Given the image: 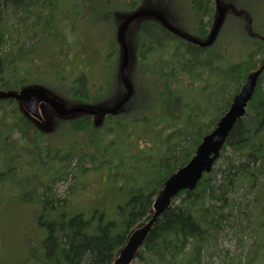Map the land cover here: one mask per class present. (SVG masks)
<instances>
[{
    "label": "trees",
    "instance_id": "trees-1",
    "mask_svg": "<svg viewBox=\"0 0 264 264\" xmlns=\"http://www.w3.org/2000/svg\"><path fill=\"white\" fill-rule=\"evenodd\" d=\"M183 1L210 17L195 31L205 40L213 0H0V91L36 86L69 107L109 108L126 93L119 74L122 49L107 55L119 61V94L109 105L108 86L88 87L87 68L79 61L87 41L76 38L77 19L106 5L118 25L138 8H153L182 29L170 15ZM221 34L200 47L153 17L137 19L126 36L133 95L101 125L93 115L70 120L48 107L45 128L28 119L16 100L0 98V198L9 201L0 202V222H13L26 240L35 236L28 244L31 260L23 264H113L130 233L152 217L165 180L194 156L247 74L260 66L252 57L261 49L249 47L250 39L243 41L246 50L237 51L230 41L222 43ZM170 35L176 40H167ZM14 131L22 137L16 140ZM70 175L72 191L61 198L53 188ZM85 191L93 194L91 202L77 200ZM100 195H111V202ZM29 212L35 234L22 231ZM251 234L246 254L220 249L230 236L244 244ZM216 256L226 264H264V71L212 172L173 199L136 258L142 264H209Z\"/></svg>",
    "mask_w": 264,
    "mask_h": 264
},
{
    "label": "rangeland",
    "instance_id": "rangeland-1",
    "mask_svg": "<svg viewBox=\"0 0 264 264\" xmlns=\"http://www.w3.org/2000/svg\"><path fill=\"white\" fill-rule=\"evenodd\" d=\"M222 3L224 5H235L234 10L231 13H227L226 18L223 22V27L220 32L222 33L220 38L222 43L226 44V42L230 41L232 44V48L237 51L247 49V47L243 44V41H247V39H250L249 47H252L253 45H255V47L258 46L256 45L258 42L255 43V40H253L255 38V35L248 31V29L257 34L262 32L261 34L264 35V0H222ZM214 4L215 2L213 0V5ZM110 6L111 5H109V7ZM174 11L175 13H171L170 15L172 20L176 24L180 25L184 32L196 38L197 36L195 34V31H197V28L200 26V24L202 22H204L205 24L209 23L210 20V17L205 15L203 12L191 8L187 1H183V6L181 7L177 4V6H175L174 8ZM77 22L80 27L77 28L76 38H79V36L83 38L85 36L86 39L84 40L87 41L84 47L85 52L83 58L81 59L79 56V61L81 62V67L87 68L86 71L88 73V87H91V90H94L105 85L108 86L109 94L106 97V103L109 102V105L113 104V99L118 96L120 89L116 80L119 61L118 55H115L112 58L109 57V59L107 55H114V49H112L113 47L116 48L118 54L120 46L118 47L117 41L119 40L118 33L121 22L119 21V24L117 25L116 22L107 15L106 5H104L103 9L97 13H87L85 19H83L81 16V18L77 19ZM135 22H137V20L133 21L132 24L128 26L125 34V39H127L126 36L129 33V28L133 27V25H135ZM212 23L207 26L206 33L209 32L210 28L212 30ZM136 30L137 28L133 29L131 32L134 55L137 50L135 41V32H137ZM249 35L251 36V38L249 37ZM166 39L169 41L176 40V38H173L172 35L167 36ZM263 44V42H259V46L256 47L257 49H254H261V52L259 51L252 57L254 62L258 61L256 66H258L260 61L264 58V50L262 49ZM245 54L246 51L244 53V57H246ZM69 62H71V59L66 61L64 64L67 70L72 66ZM132 73L136 75L137 70H135L134 68ZM41 108L43 109V105L41 106ZM70 169L69 171H72V169ZM101 182L105 181L102 180ZM73 183L74 179H72L70 175L67 179L64 177L62 180H60L53 189L59 197L65 198L70 195L68 191L69 189L70 191H72L71 187ZM98 185L100 184L98 183ZM6 189L10 188L6 187ZM77 198V200H80L82 198L81 202L86 203L91 202L92 200L89 199L94 198V196L90 191H85L84 193L78 194ZM101 198L105 199L106 201L109 200V202H111V195H109V197H105L103 195L98 196V199ZM5 199L4 197L3 199L0 198V202L3 203L1 205L9 203V201H7L8 198ZM90 209L91 206L87 208L86 212L90 211ZM31 214V212H29V214H25V216H28L26 223L27 228H23L22 231L26 233L27 231L31 232L33 230L35 234L36 232L33 227V218L31 217ZM12 223H9V220L7 221V219L5 218H2L0 222V264H23L26 260L30 259L28 255V244L31 241L33 243L35 236H32L31 241H29V239L26 240V235L22 238V234H19L20 232H17V234L15 233L16 230L14 229V227H12ZM248 240V243L245 242L244 244H240L238 238L230 236L220 243V249L223 251L228 250L231 255L240 252L246 254L248 250H250L251 246H253V236L249 237ZM26 247L27 254L25 250ZM132 264H142V262L136 258ZM209 264L226 263L224 262V260L216 256L209 261Z\"/></svg>",
    "mask_w": 264,
    "mask_h": 264
},
{
    "label": "water",
    "instance_id": "water-1",
    "mask_svg": "<svg viewBox=\"0 0 264 264\" xmlns=\"http://www.w3.org/2000/svg\"><path fill=\"white\" fill-rule=\"evenodd\" d=\"M215 4L217 9L215 23L205 40L193 37L179 29L170 23L158 9L140 8L125 16L119 27L118 38L122 49L120 76L125 85L126 94L109 108L93 109L84 105L67 107L57 97L49 95L45 89L34 86L25 87L20 91H0V98H13L18 100L31 115L39 120H43L40 103L44 101L60 117L66 118L75 113H84L94 115L97 123H100L101 119L107 114H115L120 111L123 105L130 100L134 92L133 85L129 79L130 49L125 39V34L130 23L139 18L153 17L174 34L200 47H208L216 41L228 11L234 9L233 6L224 5L222 0H215ZM263 70L264 63L260 68L248 73L241 89L234 95L229 109L218 120L216 126L202 138L194 156L187 164L173 172L165 180L163 187L156 195L152 217L130 233L126 244L119 251L113 264H130L136 257L140 247L146 241L159 215L172 205L173 199L183 190H194L204 174L212 172L231 130L246 114L248 103L253 98Z\"/></svg>",
    "mask_w": 264,
    "mask_h": 264
},
{
    "label": "flooded vegetation",
    "instance_id": "flooded-vegetation-1",
    "mask_svg": "<svg viewBox=\"0 0 264 264\" xmlns=\"http://www.w3.org/2000/svg\"><path fill=\"white\" fill-rule=\"evenodd\" d=\"M228 6H230V4H228ZM215 10H216V8H215ZM230 12H231V10H230ZM251 33H253L254 35H255V40H256V42H257V40H260V41H262L263 43H264V35H262L261 33H254V32H252L251 30H249ZM255 42V43H256ZM259 46V45H258ZM262 49H264V44L262 45ZM261 52V51H260ZM258 62V61H257ZM256 62V63H257ZM264 63V58L261 60V62H260V64L259 65H262ZM49 93V92H48ZM50 95H52L51 93H49ZM14 100H16V99H14ZM16 102L17 103H19L22 107H23V105L18 101V100H16ZM43 105V109L41 108V106ZM50 107V106H49ZM40 108H41V111L44 113V109L45 108H48L47 107V105H46V102H44V101H42L41 103H40ZM23 109H24V111L27 113V115H28V119H30V120H33V121H39L37 118H35L34 116H32L30 113H28L27 111H26V109L23 107ZM52 110H53V108H52ZM43 116H44V114H43ZM82 116H81V113H75V114H72V115H70V116H68V117H66V118H70V120H76V119H80ZM44 118V120H45V124H43V126L46 128L47 126H48V122H47V119H50V117L48 118L47 116H44L43 117ZM61 118H64V117H61ZM60 120V119H59ZM40 123H43V121L41 122V121H39ZM12 133V135H13V137L16 139V140H18V139H20L21 137H22V135H21V133L20 132H16V131H14V132H11ZM17 134V135H16ZM16 135V136H15ZM135 259H133L132 260V262L130 263V264H132L133 263V261H134Z\"/></svg>",
    "mask_w": 264,
    "mask_h": 264
}]
</instances>
